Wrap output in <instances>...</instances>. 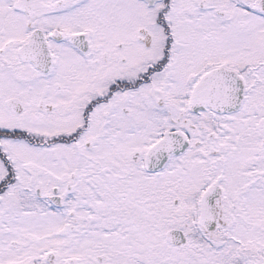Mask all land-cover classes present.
Here are the masks:
<instances>
[{"label": "snow or ice", "instance_id": "obj_1", "mask_svg": "<svg viewBox=\"0 0 264 264\" xmlns=\"http://www.w3.org/2000/svg\"><path fill=\"white\" fill-rule=\"evenodd\" d=\"M0 264H264V0H0Z\"/></svg>", "mask_w": 264, "mask_h": 264}]
</instances>
